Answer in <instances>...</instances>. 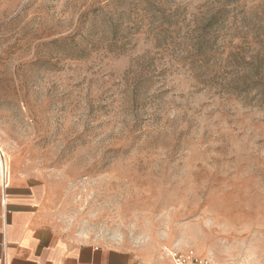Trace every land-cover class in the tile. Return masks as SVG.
I'll return each instance as SVG.
<instances>
[{
  "label": "rangeland",
  "instance_id": "obj_1",
  "mask_svg": "<svg viewBox=\"0 0 264 264\" xmlns=\"http://www.w3.org/2000/svg\"><path fill=\"white\" fill-rule=\"evenodd\" d=\"M0 149L60 232L264 264V0H0Z\"/></svg>",
  "mask_w": 264,
  "mask_h": 264
},
{
  "label": "crops",
  "instance_id": "obj_2",
  "mask_svg": "<svg viewBox=\"0 0 264 264\" xmlns=\"http://www.w3.org/2000/svg\"><path fill=\"white\" fill-rule=\"evenodd\" d=\"M47 199L46 184L23 160L12 162L10 184L3 188L0 164V264H175L174 256L58 231Z\"/></svg>",
  "mask_w": 264,
  "mask_h": 264
},
{
  "label": "built area",
  "instance_id": "obj_3",
  "mask_svg": "<svg viewBox=\"0 0 264 264\" xmlns=\"http://www.w3.org/2000/svg\"><path fill=\"white\" fill-rule=\"evenodd\" d=\"M1 164V182L3 188H7L10 184L11 170H12V158H3L0 161ZM175 264H213L210 260L195 256L190 253L179 252L174 256Z\"/></svg>",
  "mask_w": 264,
  "mask_h": 264
},
{
  "label": "bare ground",
  "instance_id": "obj_4",
  "mask_svg": "<svg viewBox=\"0 0 264 264\" xmlns=\"http://www.w3.org/2000/svg\"><path fill=\"white\" fill-rule=\"evenodd\" d=\"M5 158L4 151L0 149V161Z\"/></svg>",
  "mask_w": 264,
  "mask_h": 264
}]
</instances>
